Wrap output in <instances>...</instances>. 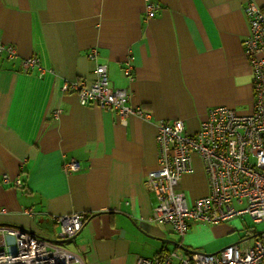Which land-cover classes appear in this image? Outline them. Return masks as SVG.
Here are the masks:
<instances>
[{"label": "crops", "instance_id": "0c3cea01", "mask_svg": "<svg viewBox=\"0 0 264 264\" xmlns=\"http://www.w3.org/2000/svg\"><path fill=\"white\" fill-rule=\"evenodd\" d=\"M253 1L264 11V0ZM151 2L148 17L144 0H0V40L17 52L0 53V225L46 234L52 224L47 238L55 239V216L84 212L81 230L63 243L84 264H135L177 247L214 252L213 235L203 234L222 227L195 221L179 236L150 221L154 198L144 178L157 163L159 120L180 118L193 132L211 106L251 111L246 0ZM32 55L46 70L41 76L21 66ZM128 55L130 76L122 71ZM97 63L148 119L131 115L123 125L112 110L61 90L67 80H92ZM69 159L77 169L65 172ZM179 184L189 201L208 193L197 156Z\"/></svg>", "mask_w": 264, "mask_h": 264}, {"label": "built area", "instance_id": "2783aa9c", "mask_svg": "<svg viewBox=\"0 0 264 264\" xmlns=\"http://www.w3.org/2000/svg\"><path fill=\"white\" fill-rule=\"evenodd\" d=\"M144 1L146 15L154 16L157 5ZM244 11L249 20L243 48L252 70L251 111L241 114L225 105L211 106L193 132L185 129L180 118L159 120L156 125L157 163L144 178L154 198L149 220L168 224L179 236L195 221L216 224L242 215L252 222L264 220V11L253 0H246ZM0 53L17 57L15 47L1 40ZM88 56L95 59L96 49L92 48ZM21 61L23 69L36 68L39 76L46 71L35 55ZM131 70L132 56L128 55L122 71L130 76ZM61 90L74 93L81 105L112 110L123 125L131 115L150 117L149 112L129 104L126 89L109 86L106 67L100 63L95 65L92 80H67ZM194 155L206 174L208 193L189 201L179 182L183 174L193 171ZM77 165L75 159H69L63 169L72 172ZM14 184L22 183L16 179ZM24 212L33 213L31 208ZM85 218L80 211L55 216L59 226L55 239L26 228L0 225V264H84L81 256L63 243L74 239ZM6 235L13 236V243L7 242ZM135 264H264V230L241 247L236 242L214 253L185 252L177 247L152 258L138 257Z\"/></svg>", "mask_w": 264, "mask_h": 264}, {"label": "rangeland", "instance_id": "374dc122", "mask_svg": "<svg viewBox=\"0 0 264 264\" xmlns=\"http://www.w3.org/2000/svg\"><path fill=\"white\" fill-rule=\"evenodd\" d=\"M216 224L222 225L221 229L218 230L217 235L214 234L215 232L212 234L211 230H204L205 232L203 234L205 239L210 238V236L213 235L211 237L212 240L209 248H216L215 251L235 242H238L240 247L247 243H252L254 235L264 230V220L260 222H252L247 215L236 216L230 220ZM53 229L54 227L52 224L46 225L43 228V232L46 234H38L44 237H49L53 234ZM244 238L248 239L243 241ZM208 246L209 245H206L207 249H209ZM199 251L210 252L205 251L204 248Z\"/></svg>", "mask_w": 264, "mask_h": 264}, {"label": "water", "instance_id": "95a60500", "mask_svg": "<svg viewBox=\"0 0 264 264\" xmlns=\"http://www.w3.org/2000/svg\"><path fill=\"white\" fill-rule=\"evenodd\" d=\"M5 238H6L7 242L10 243V244L13 243V241H14V238H13V236H11V235H6ZM235 243H236V242H235ZM9 249H10V251H12V252L14 251L13 246H10ZM215 252H217V251H215ZM213 253H214V252H213Z\"/></svg>", "mask_w": 264, "mask_h": 264}]
</instances>
